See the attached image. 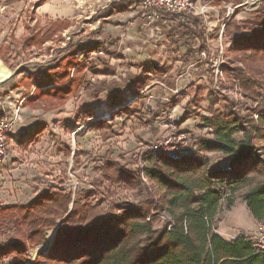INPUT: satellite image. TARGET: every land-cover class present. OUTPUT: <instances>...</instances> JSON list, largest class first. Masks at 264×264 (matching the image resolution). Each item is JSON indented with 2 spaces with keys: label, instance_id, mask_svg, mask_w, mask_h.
Here are the masks:
<instances>
[{
  "label": "rangeland",
  "instance_id": "374dc122",
  "mask_svg": "<svg viewBox=\"0 0 264 264\" xmlns=\"http://www.w3.org/2000/svg\"><path fill=\"white\" fill-rule=\"evenodd\" d=\"M38 1L0 0V64L9 72L0 82V122L8 125L2 131L0 207L26 205L45 190L60 189L72 199L93 194L104 201V210L144 200L143 191H111L99 179V168L108 161L137 172L156 205V188L144 170L146 158L157 155L143 154L139 164L142 148L174 135L194 152L199 139L212 137L200 127V118L209 117L212 108L221 113L231 105L236 112L241 106L251 111L261 106L244 99L238 87L223 78L222 67L234 59L226 52L231 47L224 38L226 21L234 15L237 22L250 19L263 0H192L213 10L205 24L194 18L202 33L209 30L207 51L195 57L182 43L176 49L170 46L163 27L168 22L143 27L138 0H47L63 12L60 16H44L41 6L35 7ZM114 2L128 14L112 17L115 10L109 7ZM65 20L69 22L64 28L51 24ZM110 26L112 32H128L129 43L122 47L118 40L104 39ZM117 26L122 28L114 29ZM44 36L49 39L40 44ZM195 44L197 51V40ZM49 72L60 76L61 85L49 84ZM114 102L120 107L110 105ZM251 115L256 121L258 115ZM206 160L211 171L228 162L220 154H208ZM160 219L170 220L166 215ZM215 222L223 238L241 235L253 243L256 222L242 199H235L231 207L223 201ZM54 234L48 230L45 244L38 247L3 228L0 245L18 241L26 250L24 264H34L51 246ZM11 261L0 254V264Z\"/></svg>",
  "mask_w": 264,
  "mask_h": 264
},
{
  "label": "trees",
  "instance_id": "16d2710c",
  "mask_svg": "<svg viewBox=\"0 0 264 264\" xmlns=\"http://www.w3.org/2000/svg\"><path fill=\"white\" fill-rule=\"evenodd\" d=\"M46 1L39 0L35 7ZM109 8L118 10L121 5L114 2ZM164 19L173 49L182 43L192 57L207 51L196 19L172 15ZM65 23L51 22L55 28H64ZM224 38L231 44L226 52L234 59L222 67L223 78L235 84L244 99L261 106L252 111L241 106L236 112L231 105L221 113L212 108L209 117L200 118L201 129L212 137L199 139L189 156L179 161L146 158L144 173L156 188V205L137 172L108 161L99 168V179L111 191H143L144 200L104 210V201L93 194L72 199L60 189L45 190L26 205L0 207V229L15 231L30 246H43L46 232L55 230L51 246L38 254L34 264H264V254L248 238L227 240L217 234L215 222L221 203L231 207L237 198L255 222L264 220V0L250 19L237 22L234 15L225 25ZM48 39L44 36L39 43ZM46 76L51 78L49 84L61 85L57 74ZM211 99L217 103L214 96ZM247 110L251 113L244 115ZM253 113L258 115L256 121ZM208 154L227 158L226 166L209 170ZM162 215L169 222L160 221ZM0 254L10 256L11 264L26 262V250L16 240L0 245Z\"/></svg>",
  "mask_w": 264,
  "mask_h": 264
},
{
  "label": "built area",
  "instance_id": "2783aa9c",
  "mask_svg": "<svg viewBox=\"0 0 264 264\" xmlns=\"http://www.w3.org/2000/svg\"><path fill=\"white\" fill-rule=\"evenodd\" d=\"M139 7L138 12L143 21L141 25L145 28H153L157 24H165L166 20L164 15L172 16H190L201 21L203 24L207 23V19L213 11L208 6H198L192 0H138ZM228 19L226 22H228ZM225 26V25H224ZM205 32V34H204ZM208 32L207 28L204 29L203 34L208 43ZM223 32V31H222ZM8 125L3 121L0 122V153L3 151V138L2 131H6ZM175 138L178 140L175 142ZM174 141V142H173ZM191 148L187 147L180 140V137L170 135L167 138L157 141L156 143L147 145L142 148L139 154V164H141L140 158L143 154H151L161 156L171 160H180L191 154ZM141 169L142 166L140 165ZM172 226H170L171 228ZM254 247L258 253L264 254V220L256 222L255 235L252 238Z\"/></svg>",
  "mask_w": 264,
  "mask_h": 264
},
{
  "label": "crops",
  "instance_id": "0c3cea01",
  "mask_svg": "<svg viewBox=\"0 0 264 264\" xmlns=\"http://www.w3.org/2000/svg\"><path fill=\"white\" fill-rule=\"evenodd\" d=\"M42 5H41V7L40 6L39 7H40V12L44 16L45 15L47 16L48 14L49 15L51 14V15H54V16L64 15L63 12H60L59 10L57 11V10H55V8H53L52 6H50V4L48 3V1L45 4H42ZM39 7H37V8H39ZM138 7H139V5H138ZM137 10H138V8H137ZM125 14H128V12L123 11L122 8H121V9H118V10L113 11L110 15L112 17L114 15V17H116L117 19H119V18L124 17ZM110 19H112V18H110ZM65 21H68V20H65ZM65 21H55V22H65ZM95 22L97 23L98 21L95 20ZM121 28H122L121 26L120 27L117 26L114 29H121ZM112 29L113 28H111V26H110V27H107L106 30H104L105 31L104 39H110L111 38L112 40H118L121 43L120 45L122 47H124L125 45H127L129 43L131 37H126V36H129L128 32L122 34V31L121 30H115V31L112 32L111 31ZM97 41H101V40L98 39ZM119 103L120 102H118V103L114 102V103H112L110 105L111 106H114V107H120L121 103L120 104Z\"/></svg>",
  "mask_w": 264,
  "mask_h": 264
},
{
  "label": "bare ground",
  "instance_id": "6f19581e",
  "mask_svg": "<svg viewBox=\"0 0 264 264\" xmlns=\"http://www.w3.org/2000/svg\"><path fill=\"white\" fill-rule=\"evenodd\" d=\"M9 76V72L2 67V65L0 64V82L5 81Z\"/></svg>",
  "mask_w": 264,
  "mask_h": 264
}]
</instances>
